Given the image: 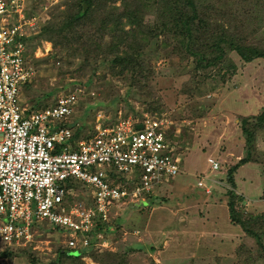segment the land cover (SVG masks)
<instances>
[{
    "label": "rangeland",
    "instance_id": "rangeland-1",
    "mask_svg": "<svg viewBox=\"0 0 264 264\" xmlns=\"http://www.w3.org/2000/svg\"><path fill=\"white\" fill-rule=\"evenodd\" d=\"M80 2L23 0L21 14L30 38L26 65L34 76L21 86L20 101L29 110H40L50 107L67 90L77 88V103L66 123L80 126L83 139L92 137L99 125L111 129L126 120H166L182 170L152 194L147 206L118 205L108 223L97 221L96 229L102 225L106 230L102 250L125 252L132 264H187L191 258L203 259L200 264H235L229 256L244 235L229 223L223 202L229 188L215 186L206 192L197 187V176L219 181L245 156L241 118L254 119L264 112V60L242 63L231 54L237 66L235 74L223 84L207 82L202 95L191 100L184 90L193 63L171 45L173 37L169 34L158 35L143 51L142 70L136 69L141 72L136 80L129 78L127 71L117 74L115 69L116 75H112L106 30L101 34L84 25L75 29L71 41L59 38L53 42L49 26L62 22L68 8ZM204 2L196 0L198 7ZM234 4L244 5L243 0ZM261 6L258 12H263ZM251 8L256 9L254 5ZM260 35L264 36V26L254 38L259 41ZM97 44L102 46L101 53L96 51ZM85 49L88 53L82 54ZM254 145L256 162L240 167L235 177L237 194L244 198L240 210L257 214L264 212V127L256 132ZM210 159L220 167L216 172L210 169ZM209 184L205 181L206 186ZM78 189L71 195L72 201L90 204L87 189ZM36 225L33 241L16 248L11 261L5 257L0 264H52L62 255L58 252L66 250L64 234L46 222ZM83 263L97 264L87 257Z\"/></svg>",
    "mask_w": 264,
    "mask_h": 264
},
{
    "label": "built area",
    "instance_id": "built-area-1",
    "mask_svg": "<svg viewBox=\"0 0 264 264\" xmlns=\"http://www.w3.org/2000/svg\"><path fill=\"white\" fill-rule=\"evenodd\" d=\"M22 7L23 0H0V260L33 241L36 222L63 229L68 248L85 249L96 219L108 222L116 206L140 204L182 172L166 120L99 125L92 137L71 143L72 125L64 123L77 103V88L50 107L25 113L20 90L34 72L26 65ZM209 162L217 171L218 163ZM204 177L197 176V187L209 192L205 181H218ZM68 180L84 185L92 202H65L75 192L64 184ZM98 245L106 247L104 241Z\"/></svg>",
    "mask_w": 264,
    "mask_h": 264
},
{
    "label": "trees",
    "instance_id": "trees-1",
    "mask_svg": "<svg viewBox=\"0 0 264 264\" xmlns=\"http://www.w3.org/2000/svg\"><path fill=\"white\" fill-rule=\"evenodd\" d=\"M236 1L206 2L205 0L201 7H198L196 0H82L80 3H75L72 8H68L62 22L56 26H49V29L53 34V42L59 38H63L62 41H71L76 34L75 29L84 25L90 26L97 33L104 34V30L108 31L110 40L106 42L105 47L109 49L112 75H116L115 69L117 74L127 71V76L133 80L138 78L137 74H141V72L137 73L136 69L142 70L140 67L143 64L141 60L143 51L157 39L158 35L169 34L173 37V40H170L171 45L176 46L184 57L193 63L189 85L184 90L192 100L193 97L202 95L207 82L223 84L235 74L237 66L231 54L236 55L242 63L264 60V36L260 35L259 41L254 38L264 26V1L243 0L244 5L234 6ZM116 2H119V5H115ZM252 5L256 7L255 10L251 8ZM259 6L263 12L257 11ZM222 9L229 10L223 14H217ZM148 17H152V20H147ZM44 31L47 32V28H44ZM29 40L30 38L27 42ZM95 42L96 39L92 43ZM101 47V44H97L96 51L99 52ZM88 51L85 49L82 54ZM55 102L56 99L52 105ZM31 111L37 110H29ZM250 119L253 117L241 118V133L245 138V156L231 166L225 176H220L217 183L210 182L207 186L209 189L215 186L229 188L223 198L229 223L239 227L244 235L241 243L234 247L233 254L229 256L236 261L235 264H264V212L252 214L240 210L244 198L237 194L239 187L235 177L240 167L256 162L253 158L254 140L258 129L264 127V112L253 119L254 124L249 122ZM80 129V126H72L71 143L80 139L82 131ZM64 184L74 191H78V187L81 186L85 188L74 180H68ZM152 196L146 195L145 201L140 204L147 206L148 199ZM72 199L71 195L65 196V202L69 204L74 202ZM130 204L136 205V203L126 205ZM97 221L100 222L96 219L95 222ZM50 227L56 232L65 233L59 227ZM104 232L106 230L102 225L97 229L95 226L91 232L93 238L87 248L73 250L66 246V250L58 252L62 255L52 261V264H84L85 257L97 264H132L129 261V255L125 252L102 250L104 247L97 246L106 240ZM97 233L102 236L99 240H95ZM249 242L255 245L254 248ZM14 251L15 249L1 255L11 261ZM202 261L203 259L191 258L187 264H200Z\"/></svg>",
    "mask_w": 264,
    "mask_h": 264
},
{
    "label": "crops",
    "instance_id": "crops-1",
    "mask_svg": "<svg viewBox=\"0 0 264 264\" xmlns=\"http://www.w3.org/2000/svg\"><path fill=\"white\" fill-rule=\"evenodd\" d=\"M21 101H20V104H21L22 109L25 111L26 114L30 113L29 112V108L27 107L28 105H25V103L24 102H21Z\"/></svg>",
    "mask_w": 264,
    "mask_h": 264
},
{
    "label": "water",
    "instance_id": "water-1",
    "mask_svg": "<svg viewBox=\"0 0 264 264\" xmlns=\"http://www.w3.org/2000/svg\"><path fill=\"white\" fill-rule=\"evenodd\" d=\"M85 7H86V6L84 5V8H85ZM140 128H141V125H138V126H137V129H140Z\"/></svg>",
    "mask_w": 264,
    "mask_h": 264
}]
</instances>
